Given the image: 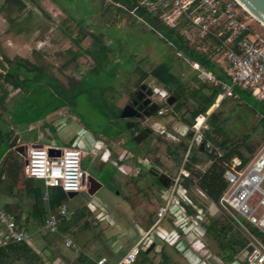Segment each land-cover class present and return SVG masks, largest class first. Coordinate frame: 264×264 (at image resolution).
Masks as SVG:
<instances>
[{"label": "rangeland", "instance_id": "obj_1", "mask_svg": "<svg viewBox=\"0 0 264 264\" xmlns=\"http://www.w3.org/2000/svg\"><path fill=\"white\" fill-rule=\"evenodd\" d=\"M21 1L23 5L15 1L0 0V46L10 40L16 41L21 45V49L25 48V52L19 50L21 53L26 56L30 55L29 57L33 62L41 65L49 75L56 77L64 87L71 88L73 84L85 79L83 88L90 92H88L89 94L81 93L75 98L76 111L82 118L80 123L82 129L76 134V140L79 143L83 141L81 143V147L85 151L83 169L86 170L88 176L100 180L102 187L93 196L88 193V190H83L74 198H70L69 204H85L87 200L94 197L110 200L118 196L119 201L122 198L125 199L126 196L130 195V183L134 177L122 176L117 167L109 160H105L106 162L101 164L99 162L100 155L104 148L100 151L98 149L101 140H103L105 146L111 149V158L116 160V157L123 151V142L127 140L128 133L122 134L115 140L100 135V133L103 134L104 130L112 132L117 127L100 111L99 89L97 87L111 86L112 89L108 91L110 101L121 108L131 101V93L135 92L139 86L158 85L152 76H148L141 84H139V78L143 71L149 72L161 61H168L172 66V71L183 81L190 79L196 72L189 63H186L176 53L173 47L164 42L161 36L155 34L149 25L139 18L135 19L132 11L125 9L119 11L111 4V0ZM12 21L16 23L12 24ZM92 33L101 34L103 42L111 47L108 59L102 63L106 71L100 74L92 73L96 70L98 61L86 52V49L96 48L94 43L101 44V41L97 40ZM26 41H29L28 44ZM118 42H122L124 46H119ZM1 49V53L8 57L15 55L14 52L4 50L3 46ZM34 49L36 51L32 53L31 50ZM2 62L4 61L0 59V68L5 70L8 66ZM6 87L9 91L6 98L9 111L5 113L4 117L8 127L17 130V136L22 137L23 133L27 132L33 137L32 140H38L42 143L50 141V134L55 140H60V137L65 139L73 136L75 128L70 124H67L60 132L55 129L52 131L47 129V124L50 127L53 126L55 118L60 119L64 116L73 115L74 112L68 106L48 116L45 122L40 121L31 124L29 126L30 132L14 125L11 112L21 92L19 89H13L10 85ZM0 93H2L1 90ZM154 96L157 99L155 94ZM192 107L190 103L175 114L169 113L167 109L166 114L156 116V119L165 124L168 131L179 136L181 140V142L175 141L165 134L154 132L158 139L154 137L156 142L149 144L146 148L150 153L149 158L157 164L158 168L170 175L179 170L183 161H181L182 151L177 154L172 153V151L177 145L189 140V134L182 136L179 132H184L187 127L181 117H189ZM212 110L222 112L221 118L225 119L221 125V132L215 135L217 143H225L226 147L238 146L245 154H247V149L243 141L258 148L264 143V125L260 121V115L255 113L249 104L229 98L218 106L212 105L208 111ZM119 120L121 125L128 126L127 119L120 117ZM142 125L151 127V120L143 121ZM136 146L137 143L134 141L127 143L128 148H136ZM157 153L160 155L159 158ZM156 159H163L161 162L163 165L160 166ZM129 163L133 165L132 161ZM168 163L171 166H168ZM144 169L148 170L149 168L145 167ZM152 188L155 192L160 191L156 184H152ZM191 195L207 210L208 215L205 214L203 217L204 224L210 223V217L218 219L222 223L229 222L226 212L218 206H214L210 199L203 197L197 191L196 186H191ZM83 207L81 206V208ZM107 209L108 212H111V210H115V207L108 206ZM89 216L92 223L97 221L95 214ZM162 223V226L166 228L171 226L169 221L165 220ZM134 232L138 233L137 230ZM113 233L116 232H110V239L117 235ZM232 234L235 237L241 236L248 242L247 234L242 227L234 225ZM134 238L135 236H124L121 239L119 250L106 249L101 252L97 251L96 255L104 254L111 260H119L132 246ZM200 239L203 246L201 243H197L195 246L193 240L182 235L180 246H185L184 251H179L169 243H160V247H154L150 251L149 258L152 263L158 264L161 261V246L166 245L178 264H231L232 261L230 262L227 254L220 249L218 241L212 233L207 232ZM77 256V252H68L66 258L75 264ZM244 257L245 249H241L234 259L242 262ZM223 258L225 261L222 260Z\"/></svg>", "mask_w": 264, "mask_h": 264}, {"label": "built area", "instance_id": "obj_2", "mask_svg": "<svg viewBox=\"0 0 264 264\" xmlns=\"http://www.w3.org/2000/svg\"><path fill=\"white\" fill-rule=\"evenodd\" d=\"M142 4L157 14L165 25L178 29L191 46L204 52L223 68L229 82L218 78L200 63L187 60L202 80L222 88L214 106H218L224 97L234 95L235 87L249 89L256 99L264 102V24L238 0H142ZM155 93L158 101L168 102V90L157 89ZM164 112L165 109L158 110L159 114ZM69 118L78 120L75 114ZM206 119L207 116L202 114L192 126L179 132L182 136L189 134L190 141L185 158L175 174L168 175L156 167H151L169 177V186H163L156 192L161 199V205L157 213L158 220L152 228L156 232L155 247H160V243H169L179 251H184L185 246H180L182 235L193 240L196 246L197 243L202 244L200 237L207 233L206 224L203 223L206 212L184 186L185 180L191 176V171L186 167L191 148L200 147L214 155H223L221 145L205 137ZM67 124L65 121L61 126L62 130ZM81 129L82 127L76 134ZM160 133L180 141V137L172 132L161 130ZM76 136L65 145L51 138L47 143L29 142L23 148L26 153L24 159L27 176L43 182V199L47 202L54 188L59 187L66 193H79L87 188L85 182L89 176L83 169L85 151L79 147ZM106 152L111 158L110 151L106 149ZM129 156L133 155L125 149L119 154L123 159ZM213 159L215 160L214 157ZM213 159L209 161L210 164ZM223 176L228 183L227 188L218 203H212L225 211L227 218L235 226L242 227L248 239L242 262L234 259L231 264H264V240L247 225L251 224L264 234V143L247 161L239 156L225 161ZM196 189L209 199L203 190L197 186ZM186 206L195 209L196 213H190ZM59 212L62 217L67 216V205L62 204ZM165 220L170 222L169 228L162 226ZM59 221V218L50 214L43 226L46 231L57 233ZM0 225L4 227L0 245L27 242L31 238V233L1 202ZM65 245L77 248L76 243L69 238L65 239ZM140 249H146V246L136 244L131 247L119 264H135ZM96 262L109 264L106 256L99 257Z\"/></svg>", "mask_w": 264, "mask_h": 264}, {"label": "trees", "instance_id": "obj_3", "mask_svg": "<svg viewBox=\"0 0 264 264\" xmlns=\"http://www.w3.org/2000/svg\"><path fill=\"white\" fill-rule=\"evenodd\" d=\"M9 1H15L18 4L23 5L21 0H6V2ZM111 4L119 11L124 9L132 11L135 19L139 18L149 25L153 32L161 36L164 42L173 47L176 53H179V56H181L186 63H188L187 60L196 61L218 78L225 82H229L222 67L216 64L204 52L191 46L184 39L178 29L165 25L157 14H154V12L150 11L147 6L142 4V0H111ZM14 23L16 22L12 21V24ZM92 34L97 40L101 41V44L98 42L94 43L96 48L86 49V52L98 61L96 70L92 73L100 74L106 71V68L102 63L108 59L109 49L111 47H109L106 42H103L101 34ZM118 44L121 47L124 46L122 42H118ZM1 52L2 49L0 46V53ZM0 55L2 56V60L8 66L4 71H0V90L2 91V93H0V160L3 158L1 172L5 174L3 179L1 178L2 174L0 173V181H10L9 178H11L12 183L14 184L19 182L20 177H18V174L20 170L25 167V159L13 149L17 144L18 137L13 136L14 131L9 129L4 117L5 113L9 111L6 102L9 91L6 86L10 85L13 89H19L21 92V95L11 112L12 123L21 129L22 127H26L39 120H44L49 114L66 106H68L72 112L76 113L82 120L80 114L76 111L74 102L79 94L88 93L89 91L83 88V84L86 82L85 79L73 84L71 88H66L56 77L49 75L41 65H38L32 60L23 58L19 55H16L13 58H10L3 53ZM195 72L196 73L190 77V79L183 81L172 71V66L168 61H161L149 72H142L139 78V84H141V82H143L148 76H152L157 84L162 85L168 90L171 96H174V101L171 105L168 102L161 105L164 106L165 112H167L168 109L169 113L175 114L191 103L193 107L190 109V116H183L181 117V120L187 126H192L198 116L202 114L206 115V127L204 128L205 137L216 142L215 135L221 132V125L225 119L221 118L222 112L220 111L212 110L209 114H207V112L215 103L218 95L222 93V88L202 80L198 77L197 71ZM97 88L99 89L100 111L109 121H113L117 127L115 131L110 132L104 130L102 133L106 137L115 140L124 132H127V143L133 141V136L139 129L138 124L131 127L121 125L119 118L122 108L117 107L110 101L111 99L108 91L112 89L111 86L107 87L103 85V87L98 86ZM229 98L249 104L252 110L260 115V121L264 125V102L256 99L249 89L235 87L234 95L224 97L220 103L225 102ZM160 107H158L153 113V116H158V110ZM149 130L150 134L154 132L151 128H149ZM150 136L151 135L145 139L146 145H144V143L141 144L136 142V148L130 149L137 154L145 151ZM189 141L190 135L187 142L177 145L172 151L174 154L182 151L181 161L184 160L189 149ZM243 144L247 149V154H245L238 146L226 147L225 143L220 144L223 151L222 156L214 155L212 152L210 153L208 150L201 149L200 147L191 148L186 163V167L191 171V176L184 182V186L188 189L190 195L191 186H197L206 193L211 201L218 203L220 196L228 185L223 176L225 161H229L233 156H239L244 161H247L248 158L258 149L257 146L246 144V141H243ZM212 159L213 162L207 167V169L201 170L198 168V166H201L205 161L209 162ZM137 162L138 160L136 158L135 163ZM24 184L27 191L34 198L32 211L34 217L44 224L49 214H53L60 219V230H67L70 224L66 217L61 216L59 208L69 200L68 194L59 187L54 188L51 192L50 199L47 202L43 199L44 185L42 181L29 177L28 179H25ZM152 184H156L160 189L163 188L158 176H155L150 170L140 169L138 175L131 180L130 195L125 197L136 215L135 222L146 230L152 229L156 224L158 220L157 213L161 205V199L153 190ZM191 196L207 214L205 207L199 203L193 195ZM186 208L190 213H196L195 209L192 207L186 206ZM228 221V223H222L218 219L210 217V223L206 225V229L208 233L214 235L218 241L220 249L227 254L231 262L241 249L247 247V240L241 236H233L232 230L234 225L229 219ZM247 225L253 233L259 235L264 240L263 233L251 224L247 223ZM50 234L51 233H49V235ZM57 237L59 236L57 235ZM22 250L26 253V261L28 263L41 264L40 256H38L32 249H29L25 242L0 245V264L2 260H5L6 258L8 260L11 252H20ZM151 250L152 249L149 248L140 249L135 264H154L149 258ZM160 251L161 261L158 264H178L168 251L166 245H162ZM97 259L98 258H91L81 252L77 257L75 264H97ZM222 260L225 261L224 258Z\"/></svg>", "mask_w": 264, "mask_h": 264}, {"label": "crops", "instance_id": "obj_4", "mask_svg": "<svg viewBox=\"0 0 264 264\" xmlns=\"http://www.w3.org/2000/svg\"><path fill=\"white\" fill-rule=\"evenodd\" d=\"M28 42L29 41H26V44H28ZM1 46H3L4 50H6V51L14 52V54H15L14 56L19 55L23 58L30 59V57H29L30 55L26 56L25 54H23L19 51L21 49V45L19 43H17L16 41L10 40L7 43L2 44ZM21 50L24 51L25 48H22ZM35 51H36V49H34L33 51L31 50L32 53ZM14 56H12V57L9 56V57L13 58ZM0 59H2L1 55H0ZM2 63L4 64V62H2ZM0 71H4V70H2L0 68ZM143 87L146 88L147 86L145 85ZM147 88H149L153 91V99L155 101V104L158 105V102H159V105L157 107H160L161 105H163L164 103L161 101H158L155 98L154 94L156 95L155 91L157 89L163 90L166 88H164L160 84L152 85V86H149ZM121 108L123 109V107H121ZM161 108L165 109L163 106H161L160 109ZM57 111H55V112H57ZM55 112L49 114L48 116L54 114ZM72 114H75L78 117L77 121H74L72 119L70 120V118H69L70 115H69L66 117L64 116L63 118H60V119L55 118V120H53V126L52 127H50L47 124L48 130L52 131L53 129H55L57 132H59L60 129L62 130L61 126L64 125L65 121H66V123L70 124L71 126H73L75 128L73 131V134H72L73 136L68 137V138L66 137L65 139L60 137V140H56V142L59 144H62V145L69 144L74 139L77 131L81 127L80 126L81 119L79 118V116L76 113H72ZM163 114H166V112ZM163 114L158 113V116H161ZM46 118L44 120H39L37 122H40V121L45 122ZM128 119L129 118H127V121L130 122L128 127L133 126V124H131L132 122L129 121ZM145 120H151V127H148V128H151L155 133L161 132V130L168 131L166 129L167 127L165 126V124L161 120L156 119V116L152 115L151 117H148ZM37 122H34V123H37ZM34 123H32V124H34ZM30 125H28L26 127H22V129L30 132V130H31L29 127ZM9 129L14 131V133H13L14 137L17 136V130H14L12 127H10ZM154 132L151 134L149 133V135H151V136L148 140L147 147L149 146V144L151 145L154 142H156V139L154 137H157V139H158V136L154 135ZM49 133H51V132H49ZM123 134H127V132H124ZM50 135H51L50 139L53 138L52 134H50ZM100 135L106 137L104 134L100 133ZM148 136H145L138 143H141V144L144 143V145H146L145 139ZM17 137H18L17 138V144H16V146L13 147V149L17 153H19L21 156H23V155L19 151H17L18 148H21L23 150L24 146L26 144H28L29 142L38 141V140H32L33 137L31 136L30 133H27V132H24L22 137L21 136H17ZM106 138H108V137H106ZM101 141L102 142L100 143L98 150L100 151L103 148L104 149L101 152L99 162H101V164H102V163L106 162L105 160L111 161L112 164H114L117 167L118 172L122 176L124 175L125 177H127V176L128 177H135L138 175L140 169H144L145 167H148L149 168L148 170H151V167L158 168L157 164H155L154 161H152L149 158L150 153H149L148 149H145V151H142L141 153L137 154L135 151H133L132 149L127 147V144H126L127 140H126L125 142H123V149L127 150V152H129L133 156H129L128 158H124V159L120 158L118 156V157H116V160H113L112 158H109V155L106 152V149H108L111 153V156H112L111 149L109 147L105 146V143L103 142V140H101ZM81 143H83V141H81L78 145L81 149L84 150V148L81 147ZM157 154H158L157 157L160 156L159 153H157ZM23 158H24V156H23ZM136 158L138 160L137 163H135ZM2 160H3V158L0 160V173L2 174L1 178L4 179L5 174L3 172H1ZM130 161L133 162V165L129 163ZM156 161L158 162V164L160 166L163 165L161 163V162H163V159H156ZM167 165L171 166L170 163H168ZM203 165H204L203 167L198 166V168H200L201 170H205L203 168H205V167L207 168L210 165V162H205ZM158 169L161 170V168H158ZM161 172H163V171L161 170ZM166 174L170 175L169 173H166ZM18 177H20L19 182H16L14 184L12 183L11 178H9L10 181L9 180H5V182L0 181V202L3 205V207L6 210H8L9 212H11L12 214H14L17 218V221L20 224L24 225L26 227V229L31 233L30 240L25 242V243L28 245L29 249H32L38 256H40L41 264H73V261H70L68 258H66V255L68 252H70V253L71 252L72 253L77 252V255H79V253L83 252L91 258H99L101 256H106L104 254H97L96 255V252L97 251L101 252V251H104L106 249H108V250L111 249L112 251L119 250L121 248V246H120L121 239L124 236H135L133 244L131 247H133L136 244H139V245L146 246V249L147 248L153 249V247H155V244L157 243L156 242L155 229L146 230L145 228L138 225L135 222L136 215H135L134 211L132 210V208L130 207V205L128 204V202L126 201V199L122 198L121 201H119L118 196H116L110 200L104 199L103 197L102 198L101 197H94L90 200H87L85 204H82V203L72 204L73 207H72V205L69 204V200H68L66 203H64L68 207V215L65 217H66V219L70 225H69L68 229L65 231L60 230V227H59V231L57 232V235L60 237L59 238V237H57V235H55L56 233L53 234L51 232L46 231L44 226H43L44 224L41 223L39 221V219L35 218L33 215L32 211H33L34 198L27 191V189L25 188V184H24L25 179L29 178L27 176V173H26V167H24L22 170H20ZM97 181H98V183H100V185L102 187V182L98 179H97ZM98 183L95 182V185L98 186ZM92 184H94V183H92ZM91 188H92V186L90 188H86L84 190H88V193H89V189H91ZM99 189H97V191ZM77 194L78 193H75L73 195L68 194L69 199L74 198ZM93 195H91V196H93ZM81 206H84L83 208H85V209L81 208ZM108 206L115 207V210H113V211L111 210V212H108V209H107ZM91 214H95V219H97V221H95V223H92V221H91L92 219L89 216ZM85 223H86V225H85ZM135 230H137V232H138L137 234L134 232ZM112 231L116 232V233H113L114 235H116V234L117 235L115 237H111V239H110L109 236H111L110 232H112ZM49 233H51V234L49 235ZM3 235H4V227L2 225H0V241L3 238ZM66 238H69L73 242H75L77 245V248H71V247L66 246L65 245V239ZM131 247L129 249H131ZM70 258H72V257H70ZM121 259L111 260L108 258L109 264H119ZM6 260H7V258L5 260H2L1 264H30L26 261L27 258H26V253L24 250H22L20 252H11L10 257L8 258L7 261Z\"/></svg>", "mask_w": 264, "mask_h": 264}, {"label": "water", "instance_id": "obj_5", "mask_svg": "<svg viewBox=\"0 0 264 264\" xmlns=\"http://www.w3.org/2000/svg\"><path fill=\"white\" fill-rule=\"evenodd\" d=\"M242 5H244L261 23L264 24V0H238ZM143 87V86H142ZM153 91L149 89V95H152ZM174 101V96H169L168 103L171 105ZM151 106H154L155 108L153 110L149 109L150 111L145 114L146 117H151L153 113L157 110L156 104H151ZM148 107V108H150ZM211 112V111H210ZM209 112V113H210ZM142 114L131 104H127L123 107L120 117L123 119L127 118H133V117H141ZM134 124V123H131ZM129 125V124H128ZM150 133L149 128H146L138 133H136L133 136V141L140 142L145 136H148ZM17 151H19L23 156L26 155L24 149L18 148ZM155 176H158L159 181L162 183L163 186L168 187L169 186V177L165 175L164 173H159V171L155 169L150 170ZM98 183L97 179H95L92 176L88 177V181L85 182L86 187L90 188L92 186V183ZM101 187L100 183H98V186H94L92 189H89V193L93 195L97 189ZM69 195L75 194L74 192H69ZM48 252V251H47Z\"/></svg>", "mask_w": 264, "mask_h": 264}, {"label": "flooded vegetation", "instance_id": "obj_6", "mask_svg": "<svg viewBox=\"0 0 264 264\" xmlns=\"http://www.w3.org/2000/svg\"><path fill=\"white\" fill-rule=\"evenodd\" d=\"M130 99H131V101L127 104L133 105L142 114L141 117H133V118L128 119L129 121L134 123L133 126L138 124V126H139V129L137 131V133H138V132L148 128V126H143L142 123L146 118H148L145 116V114L150 111L149 109L153 110L155 108L154 106L150 107L151 104H153V103L155 104V101L153 99V94L149 95V88H147V87L145 88L142 86H139V88L135 92L132 93ZM148 107H150V108H148ZM94 186H96L95 183L92 184V188Z\"/></svg>", "mask_w": 264, "mask_h": 264}, {"label": "bare ground", "instance_id": "obj_7", "mask_svg": "<svg viewBox=\"0 0 264 264\" xmlns=\"http://www.w3.org/2000/svg\"><path fill=\"white\" fill-rule=\"evenodd\" d=\"M244 6V5H243ZM245 7V6H244ZM246 8V7H245ZM246 10H248L247 8H246ZM249 11V10H248ZM250 12V11H249ZM251 13V12H250ZM252 14V13H251ZM200 122H202V118H200Z\"/></svg>", "mask_w": 264, "mask_h": 264}]
</instances>
